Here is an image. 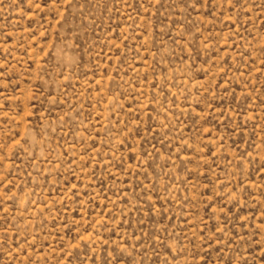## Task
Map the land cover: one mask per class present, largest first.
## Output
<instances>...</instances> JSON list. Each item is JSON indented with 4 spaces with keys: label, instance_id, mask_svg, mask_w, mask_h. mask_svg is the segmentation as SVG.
<instances>
[{
    "label": "rangeland",
    "instance_id": "rangeland-1",
    "mask_svg": "<svg viewBox=\"0 0 264 264\" xmlns=\"http://www.w3.org/2000/svg\"><path fill=\"white\" fill-rule=\"evenodd\" d=\"M0 264H264V0H0Z\"/></svg>",
    "mask_w": 264,
    "mask_h": 264
}]
</instances>
